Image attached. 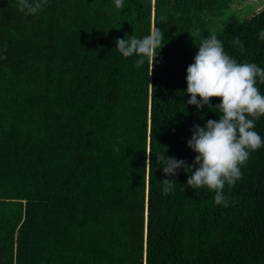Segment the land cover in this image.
<instances>
[{"label":"trees","instance_id":"obj_1","mask_svg":"<svg viewBox=\"0 0 264 264\" xmlns=\"http://www.w3.org/2000/svg\"><path fill=\"white\" fill-rule=\"evenodd\" d=\"M239 1L41 0L25 15L0 0V264H264V144L227 207L156 158L191 164L193 125L219 119L187 104L203 38L264 69V5L240 18ZM153 28L164 44L137 68L116 40ZM254 131L264 141V116Z\"/></svg>","mask_w":264,"mask_h":264},{"label":"clouds","instance_id":"obj_2","mask_svg":"<svg viewBox=\"0 0 264 264\" xmlns=\"http://www.w3.org/2000/svg\"><path fill=\"white\" fill-rule=\"evenodd\" d=\"M115 6L122 9L123 0H115ZM41 7V0H17L18 11L25 15H34ZM194 34L199 35L200 30L195 29ZM260 38L264 40V30ZM163 40L162 31L153 28L143 38L134 35L127 39L117 38L116 50L125 58L137 56V68L145 63V58L153 67L156 50L163 46ZM234 43L243 48L239 37L234 38ZM186 73V92L190 96L187 104L196 106L197 110L208 106L219 113V119H209L203 127L193 125L191 139L187 141V147L196 153L191 164L163 153L156 157L157 163L166 176H176L183 169L189 174L188 187L214 191L215 204L227 207L228 197L223 194L225 184L234 186L242 178L240 166L246 165L250 152L264 144L254 131L256 120L264 116V95L256 87L257 78L264 84V69L254 63H238L224 52L222 42L213 33L201 40L194 62L188 65ZM212 98H220L221 102L213 106ZM114 150L118 152L119 148ZM149 164L150 159L146 166ZM161 182L165 194L174 190V179Z\"/></svg>","mask_w":264,"mask_h":264},{"label":"rangeland","instance_id":"obj_3","mask_svg":"<svg viewBox=\"0 0 264 264\" xmlns=\"http://www.w3.org/2000/svg\"><path fill=\"white\" fill-rule=\"evenodd\" d=\"M264 5V0H241L232 5V11L238 13L240 18L247 17Z\"/></svg>","mask_w":264,"mask_h":264}]
</instances>
